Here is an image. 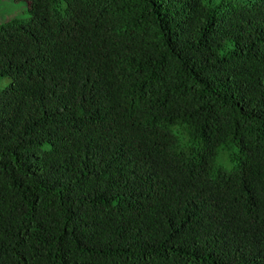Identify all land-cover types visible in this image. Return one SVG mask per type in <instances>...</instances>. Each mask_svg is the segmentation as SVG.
<instances>
[{
  "label": "trees",
  "instance_id": "16d2710c",
  "mask_svg": "<svg viewBox=\"0 0 264 264\" xmlns=\"http://www.w3.org/2000/svg\"><path fill=\"white\" fill-rule=\"evenodd\" d=\"M12 1L0 264H264V0Z\"/></svg>",
  "mask_w": 264,
  "mask_h": 264
},
{
  "label": "clouds",
  "instance_id": "9594fccd",
  "mask_svg": "<svg viewBox=\"0 0 264 264\" xmlns=\"http://www.w3.org/2000/svg\"><path fill=\"white\" fill-rule=\"evenodd\" d=\"M207 6L208 0H202ZM168 133L174 139L175 143L170 146V150L179 154L183 153L187 156L195 143L188 130V125L182 121H175L168 125ZM238 149L235 144L230 140H225L213 149V154L209 158V165L213 172L222 170L225 173H231L236 167V161L234 159Z\"/></svg>",
  "mask_w": 264,
  "mask_h": 264
},
{
  "label": "rangeland",
  "instance_id": "374dc122",
  "mask_svg": "<svg viewBox=\"0 0 264 264\" xmlns=\"http://www.w3.org/2000/svg\"><path fill=\"white\" fill-rule=\"evenodd\" d=\"M247 2V0H208V5L220 7L223 4L237 5ZM223 3V4H222ZM27 17L24 13V5L22 3H14L12 0H0V23L8 20H20ZM10 79L0 77V90L9 85Z\"/></svg>",
  "mask_w": 264,
  "mask_h": 264
}]
</instances>
